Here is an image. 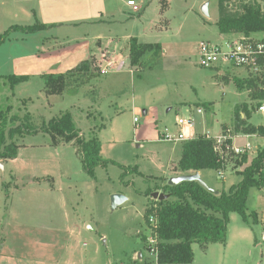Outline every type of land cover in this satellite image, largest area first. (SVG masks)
I'll return each instance as SVG.
<instances>
[{"label": "rangeland", "instance_id": "obj_1", "mask_svg": "<svg viewBox=\"0 0 264 264\" xmlns=\"http://www.w3.org/2000/svg\"><path fill=\"white\" fill-rule=\"evenodd\" d=\"M17 1L0 0V32L11 24L36 22L20 9L33 6L34 0ZM35 1L37 21L49 28L32 33L17 30L0 45V75H28L12 87L5 78L0 80V107L10 106V115L22 119L29 113L36 129L18 140L16 157L0 165V251L10 247L8 256L0 255V260L28 264L30 256L40 253L54 256L58 264H159L145 239L151 228L144 213L153 203L152 192L161 191L162 184L183 172L179 162L185 142L167 136L177 137L183 130L191 138L202 135L216 141L225 129L239 142L246 125L260 130L264 113L258 107L264 98L253 96L250 89L241 93L235 78L261 75L264 70L252 73L228 64H199L202 40L222 43L239 37L220 33L219 0H210L209 16L202 10L207 0H135L138 12L128 0H89L81 9L71 8L66 0L60 7L50 0ZM82 14L112 21L78 28L54 24ZM97 32L103 36L98 38ZM66 35L72 37L55 38ZM254 35L264 37V33ZM135 36L163 47L159 58L149 54L138 69L129 65L130 41ZM86 60L91 72L83 85L74 84L72 91L68 86L61 94L47 93L43 74L66 73ZM236 106L246 121L238 129ZM66 112L84 140L98 138L105 164L89 172L75 140L55 143L44 129ZM177 116L194 119L193 128L177 125ZM245 141L256 145L264 142V136H245L239 143ZM226 152L221 151V170H201V181L210 190L227 191L237 184L243 178L240 171L256 155L236 171L235 157ZM257 189L248 191L246 206L252 215L247 221L231 212L224 242L206 247L193 243L192 262L178 264H264V243H255L264 233V218L252 213L264 210ZM113 193L127 197L115 209ZM46 261L53 264L52 258Z\"/></svg>", "mask_w": 264, "mask_h": 264}, {"label": "trees", "instance_id": "obj_2", "mask_svg": "<svg viewBox=\"0 0 264 264\" xmlns=\"http://www.w3.org/2000/svg\"><path fill=\"white\" fill-rule=\"evenodd\" d=\"M219 19L217 25L221 34L241 33L252 36L264 33V0H219ZM46 23L35 22L32 25L14 24L0 33V45L15 32L32 33L46 30ZM161 43L142 42L135 36L130 41V66L138 69L148 61L146 56L162 55ZM90 62L85 61L66 73H46L42 75L48 94H61L68 86L83 85L84 79L90 76ZM5 80L10 86H15L28 75L4 74L0 80ZM239 90L250 89L253 96L264 98V72L261 75L235 78ZM2 85V84H1ZM0 85V87H1ZM261 105V104H260ZM12 108L0 107V160L15 158L20 146L18 141L27 133L35 132L31 127L32 116L27 113L25 120L19 115H10ZM237 129L244 126L246 121L240 116L238 107L234 109ZM44 129L50 133L53 141L75 140L78 150H82L83 165L89 171L96 166L105 164L106 159L101 154V142L98 138L89 141L83 139L80 130L73 124L70 113H64L59 119H52ZM246 133L258 131L264 135V127L257 129L248 124L243 127ZM224 132L226 130L224 129ZM213 139L198 135L183 144L182 157L179 166L182 171H198L215 169L219 171L223 162L214 151ZM248 160L244 154L242 161L236 160V166ZM264 149L240 173L243 178L230 186L227 191L215 192L202 185L199 181H183L176 185L165 184L160 190L169 194L163 200L154 199L144 213L145 222L158 235L159 264L190 263L193 260V243L206 247L209 243L224 242L226 240L228 223L231 212H238L248 220L247 196L252 187L264 188ZM174 197L175 199H170ZM151 218L156 223L153 225ZM147 239V238H145Z\"/></svg>", "mask_w": 264, "mask_h": 264}, {"label": "built area", "instance_id": "obj_3", "mask_svg": "<svg viewBox=\"0 0 264 264\" xmlns=\"http://www.w3.org/2000/svg\"><path fill=\"white\" fill-rule=\"evenodd\" d=\"M128 4L133 7L134 11H139V6L136 5L135 0H129ZM199 50V64L203 67H214L221 63L235 67H242L244 69L248 68L252 70V73H258L264 70V37L256 38L254 36H246L242 34L237 38L224 40L222 43L213 42L211 40H202L200 42ZM109 64L110 62L107 63V65ZM258 110L264 112V104H261L258 107ZM198 112H202V109L199 108ZM136 120L137 118H135V121ZM176 124L180 127L191 129L193 128L195 121L194 119L185 116H177ZM215 138L214 151L219 155L220 159L221 151L224 150L227 151L226 154H231L232 157H235V160L238 159L242 161L244 154H247L248 157H251L252 154H256L254 156L255 158L258 155V152L264 149V146H256L249 141L243 144H237L234 136L231 135L230 130H226L224 133L222 132ZM167 139L174 141H187L192 138L187 136L185 132L181 130L177 137L167 136ZM222 177H224L223 174ZM151 221L153 225L156 223L154 218H151ZM261 240L264 242V233L261 236ZM147 242L150 254L157 257L159 237L157 234H153L152 229L151 236L147 238Z\"/></svg>", "mask_w": 264, "mask_h": 264}, {"label": "crops", "instance_id": "obj_4", "mask_svg": "<svg viewBox=\"0 0 264 264\" xmlns=\"http://www.w3.org/2000/svg\"><path fill=\"white\" fill-rule=\"evenodd\" d=\"M105 1V0H104ZM129 1V0H128ZM66 2L67 3H70L71 5H72V7L71 8H75V7H78L79 9H81L84 5H86V4H90V1L89 0H84V1H80V0H66ZM7 2L6 1H4V2H2V5L4 6V4H6ZM17 3H21V0L20 1H17ZM54 3H55V7H60V4L61 5H64V2H63V0H50V4L51 5H54ZM76 3H78V5L76 6ZM1 5V4H0ZM128 6H129V4H128ZM38 7V6H37ZM37 7H36V1L34 0V2H33V6H29V8H25V7H21L20 6V9L23 11V12H26L30 17H31V19L34 21H36L37 22V18H36V15H34V13L36 12L37 13ZM3 9V7H0V10H2ZM138 12V11H137ZM31 13L33 14V16H31ZM75 14L74 13H72V16H74ZM35 18V19H34ZM93 19V20H92ZM32 20H31V22H32ZM101 21H112V20H108V19H106L105 17H97V18H95L94 19V16L93 17H89V15H84V14H82L81 15V17L80 18H72V19H70V20H66V21H57V22H54V24L55 25H58V26H64V25H68V26H71V27H73V28H78L79 26H81V25H83L84 23L85 24H88V23H91V22H94V23H97V22H101ZM70 23H72V24H70ZM47 24V23H46ZM11 25H14V24H11ZM10 25V26H11ZM20 25H32V23H30V22H28V23H24V24H20ZM73 25V26H72ZM6 30V29H5ZM4 30V31H5ZM1 33V32H0ZM98 33V35H97V37L99 38V35H101V36H103L102 34H100V32H97ZM239 36L240 35H242L241 33H237ZM258 34H260V33H258ZM112 36H114V35H112ZM252 36H255L254 34L252 35ZM70 37H72V35H66V36H61V38L60 37H55V38H57L58 40H62V41H68L69 39H70ZM73 37H74V35H73ZM104 37H110L111 38V36H104ZM137 37V36H136ZM259 37V36H258ZM60 38V39H59ZM76 38V37H75ZM65 39H67V40H65ZM78 39V38H77ZM221 41H224V40H221ZM144 42V41H143ZM214 42H219V41H214ZM163 48V47H162ZM56 50V49H55ZM126 51V50H125ZM90 54H93V53H91L90 52ZM81 57H83V56H81ZM82 59H84V58H81V60ZM80 60V61H81ZM121 64H124V65H126V61H121ZM78 65V64H77ZM77 65H75L73 68H75V67H77ZM130 65V64H129ZM218 66V65H217ZM217 66H214V67H217ZM131 67V66H130ZM221 72V74H224V72H226V71H220ZM55 73V72H54ZM59 73H60V71H59ZM243 78V77H242ZM86 80H88V78H86ZM85 79H84V81H86ZM102 81V80H101ZM72 89H70L71 91L73 90V87H71ZM79 88H76V90H78ZM80 90V89H79ZM78 90V91H79ZM78 91H76V92H78ZM243 90H241V93H243L242 92ZM74 92V91H73ZM236 107H238V106H236ZM239 111H241V110H239ZM261 113H264V112H261ZM240 115H242L241 117H245V114H244V112L243 111H241L240 112ZM234 117H235V113H234ZM222 129H224L223 128V126H222ZM190 130H188V132H189ZM223 132H224V130H223ZM247 137V136H249V137H263L261 134L260 135H258V134H254V133H246V132H244V134H242V137H240L239 139V142H241L243 139H244V137ZM239 142H236L237 144H243V143H245V142H247V141H245V142H243V143H239ZM264 146V142H259V143H257L256 144V146ZM101 149H102V146H101ZM182 149H183V147H182ZM102 154V153H101ZM0 165H3V160H0ZM239 166L240 165H238L237 167H236V171H238V170H241V169H239ZM197 172H199L200 173V176H201V170H198ZM184 174H186V172H182L181 173V175H184ZM224 178V177H223ZM236 183H238V182H236ZM166 183H164V184H162V185H165ZM233 184H235V183H233ZM232 184V185H233ZM231 185V186H232ZM258 190V192H260V195H261V197H263V200H264V193H263V191H264V188H258L257 189ZM223 191H226V190H223ZM161 192V191H160ZM215 192H218L219 193V191H215ZM259 213L258 214V216L259 217H262V218H264V210H255V212H252V213ZM263 234V233H262ZM262 234H261V236H262ZM257 242H263L262 240H261V237H258V238H256L255 239V243H257ZM264 243V242H263ZM6 249H5V253L3 252V249L0 251V255H2V256H8L6 253H7V251L10 249V247L8 246V245H6ZM47 257L48 258H52V261H53V264H58V262H57V259L54 257V256H52V255H47V256H44V257H42L41 256V254L40 253H37V255H35L34 257H32V256H30L29 258H30V260L27 262L28 264H48L47 263ZM39 258H41V259H39ZM3 260H5V259H3ZM3 260H0V263L1 264H3V263H5V264H9V262H8V260L7 261H3Z\"/></svg>", "mask_w": 264, "mask_h": 264}, {"label": "water", "instance_id": "obj_5", "mask_svg": "<svg viewBox=\"0 0 264 264\" xmlns=\"http://www.w3.org/2000/svg\"><path fill=\"white\" fill-rule=\"evenodd\" d=\"M209 2H210V0H207L202 6V10L204 11L206 16H209V9H208ZM193 180L199 181L202 185H204V183L201 181V176H200L199 172H195V173H192V174H184V175H180V176H177V177H173V178L170 179L168 184L176 185V184H179V183H181L183 181H193ZM151 196L154 199L163 200L165 198H168L169 194H165V193L160 192V191H154V192H152ZM126 200H127V197L124 194H122V193H113L112 196H111L112 208L115 209L117 206L121 205ZM141 256H142V253H139V257H141Z\"/></svg>", "mask_w": 264, "mask_h": 264}]
</instances>
